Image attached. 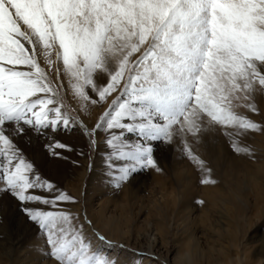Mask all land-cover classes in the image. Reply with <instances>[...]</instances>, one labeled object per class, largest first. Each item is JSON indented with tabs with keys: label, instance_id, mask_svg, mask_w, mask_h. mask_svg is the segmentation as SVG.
<instances>
[{
	"label": "snow or ice",
	"instance_id": "obj_1",
	"mask_svg": "<svg viewBox=\"0 0 264 264\" xmlns=\"http://www.w3.org/2000/svg\"><path fill=\"white\" fill-rule=\"evenodd\" d=\"M54 65L59 83L49 76ZM61 77L85 102L81 111L107 104L92 127L64 110ZM257 94L264 95V0H0V201L11 197L37 226L52 264H115L92 236L112 241L86 213L81 219L61 206L79 200L21 144L64 159L58 150L71 146L55 134L79 128L119 188L144 170L161 172L154 145L171 146L179 135L200 183L215 185L188 136L199 143L219 130L235 153L254 158L238 138L264 132V124L237 109L258 112ZM134 255L137 264L156 259Z\"/></svg>",
	"mask_w": 264,
	"mask_h": 264
},
{
	"label": "rangeland",
	"instance_id": "obj_2",
	"mask_svg": "<svg viewBox=\"0 0 264 264\" xmlns=\"http://www.w3.org/2000/svg\"><path fill=\"white\" fill-rule=\"evenodd\" d=\"M48 71L56 81L55 65ZM61 79L59 97L64 110L92 127L107 104L88 102L81 111L85 102L74 95L65 77ZM255 104L258 112L244 107L237 111L264 124V95L257 94ZM55 139L71 146V151L58 150L64 159L49 155L35 142L21 147L27 156L35 155L44 174L79 200L61 206L81 219L86 213L95 229L112 241L111 246L96 241L85 224L93 247L99 245L115 264H137V251L156 257L145 256L141 264H264V132L238 138L252 149L254 158L235 153L219 130L204 133L199 143L188 136L193 150L209 162L218 181L215 185L200 183L201 172L181 154L179 135L171 146L154 145L161 172L144 170L119 188L104 178L103 152H94L79 128L61 129ZM46 247L37 226L15 200L4 196L0 201V264H52L45 258Z\"/></svg>",
	"mask_w": 264,
	"mask_h": 264
}]
</instances>
